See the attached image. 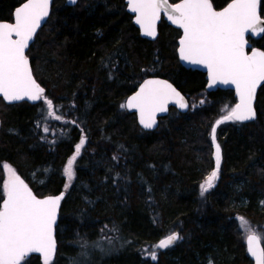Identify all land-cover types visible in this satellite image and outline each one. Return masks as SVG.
<instances>
[{"label": "trees", "instance_id": "trees-1", "mask_svg": "<svg viewBox=\"0 0 264 264\" xmlns=\"http://www.w3.org/2000/svg\"><path fill=\"white\" fill-rule=\"evenodd\" d=\"M24 2L0 0V22H13ZM211 2L222 10L231 0ZM133 19L126 0L54 1L27 56L61 119L49 117L43 100L0 98V205L5 164L39 197L65 193L51 264H252L238 218L264 246V85L257 120L217 124L236 105L234 92H208L204 73L181 66L179 30L162 20L150 41ZM249 41L264 51V36ZM149 77L169 80L190 104L185 114L171 108L154 132L122 107ZM213 127L221 164L201 195L215 168ZM81 139L69 183L64 168ZM174 232L177 244L154 247Z\"/></svg>", "mask_w": 264, "mask_h": 264}, {"label": "snow or ice", "instance_id": "snow-or-ice-1", "mask_svg": "<svg viewBox=\"0 0 264 264\" xmlns=\"http://www.w3.org/2000/svg\"><path fill=\"white\" fill-rule=\"evenodd\" d=\"M75 3L76 0H70ZM130 10L136 14V23L144 34L156 35V22L161 12L183 29L179 41L180 59L194 65H203L208 70L210 85L216 83L235 86L239 103L216 123L225 121L243 122L255 118L253 101L257 86L264 82V51L252 49L245 39L246 33L264 34V19L259 8L260 0H231L217 11L211 0H181L174 5L168 0H128ZM50 0H25L15 9L14 22H0V97L12 103L27 99L42 100L50 118L60 120L53 102L44 97V89L33 78L25 49L41 21L49 14ZM15 37V39L13 38ZM172 101L180 108L188 105L173 86L166 81L149 80L140 91L122 107L137 108L140 123L152 128L157 112L167 111ZM45 132L49 129L45 128ZM215 145V168L201 184V195L214 186L221 164V148L216 143V128H212ZM85 140L75 146V153L67 161L64 174L69 183L74 179V163L80 155ZM8 179L3 184V199L0 205V264H23L32 253L43 257V264H51L55 255L54 226L63 193L59 196L37 198L28 185L7 164L3 165ZM69 185H65L67 188ZM241 227H247L243 218ZM171 233L161 239L155 248L165 249L181 239ZM260 237L251 229L246 237L247 251L256 264H264V248ZM156 260V251L151 252Z\"/></svg>", "mask_w": 264, "mask_h": 264}, {"label": "water", "instance_id": "water-1", "mask_svg": "<svg viewBox=\"0 0 264 264\" xmlns=\"http://www.w3.org/2000/svg\"><path fill=\"white\" fill-rule=\"evenodd\" d=\"M55 0H50V7H49V14L46 18H44V20L41 21V24L40 26L37 28L36 32L34 33V36H33V39L31 41H29V46L27 49H25V55L27 56V53L28 51L30 50L31 46L33 45L35 39H36V36L38 34V32L46 25L49 17H50V14H51V9H52V6H53V3H54ZM78 0H76L75 3H71L70 0H66V4L67 6L69 7H74L76 4H77ZM181 2V1H180ZM178 2V3H180ZM126 3H127V12L132 15L134 17L133 19V23L134 25L138 28V30L140 31V34L143 38L147 39V40H150V41H155L159 35L158 33V29H159V25L161 24L162 20H165L167 22V24L169 26H172L173 28L179 30L181 32V37L180 39L182 38L183 36V29L180 28L178 25L176 24H173L168 18L167 16L161 12V15H160V18L159 20H157L156 22V35L154 37H151V36H147L144 34V31L143 29L140 27L139 24H137L135 21H136V14L133 13L131 10H130V7L128 5V0H126ZM168 3L169 4H172L170 2V0H168ZM174 5V4H172ZM21 6V5H20ZM215 9V7H214ZM216 10V9H215ZM217 11H220V10H217ZM259 11H261V0H260V8H259ZM15 13V11H14ZM263 19V18H262ZM13 22H14V14H13ZM8 23H12V22H8ZM264 36V34H251V33H246L245 35V39L248 41V44L250 45V47L246 48V52H248L249 54L251 53V50L253 49V46H252V43L249 41V39H254V40H259L261 39L262 37ZM15 39V37H13ZM180 39L178 40V49H177V55H178V58H179V62L181 64L182 67H184L185 69L187 70H193V71H199V72H202L206 75V81H207V86H206V90L208 92H212V91H216L218 89L220 90H225V91H232L234 92V95H235V98H236V104L239 103V97L236 93V89H235V86L234 85H231V84H223V83H216L214 85H210V80H209V75H208V70L206 67H204L203 65H194V64H191L189 62H186V61H183L180 59V56H179V47H180V44H179V41ZM254 49H257V50H260V51H263L259 48H254ZM28 57V56H27ZM29 59V57H28ZM29 66L31 68V71H32V75H33V78L36 80L35 76H34V73H33V68H32V65H31V61L29 59ZM149 80H159V81H166L167 83L171 84L173 86V88H175L179 93L180 95L184 98V102L188 105L186 108H180L178 104L170 101L168 104H167V111L165 112H157L156 113V116H155V120H156V123L155 125L152 127V128H144L143 125L140 123V113H139V109L137 108H128V107H125L126 110L131 113V114H135L136 115V119H137V123L139 125V127L143 130V131H146V132H154L156 131L158 128H159V125H160V120L167 117L169 115V111L171 108H175L176 110H178L180 113L182 114H185L189 111V108H190V104H189V101L188 99L186 98V96L180 92L175 86L174 84H172L169 80L167 79H164V78H161V77H149L147 79H145L140 85L139 87L137 88V90L131 94L128 99L126 100L125 102V105H127L128 103V100L136 95L137 92L140 91V88L141 86L145 83V81H149ZM36 82L38 83V81L36 80ZM39 84V83H38ZM40 85V84H39ZM264 85V82H261L258 86H257V89H256V94H255V99L253 101V109L255 111V118L252 119V120H248V121H243V122H239V123H249V122H253L255 120H257V111H256V101H257V96H258V93H259V90L261 89V87ZM41 86V85H40ZM42 87V86H41ZM43 88V87H42ZM44 89V88H43ZM45 95V89H44V94ZM2 98V97H0ZM3 99V98H2ZM41 100L39 101H29L27 99H24V100H21V101H16V102H12V103H9L7 101L4 100V102L8 105H16V104H20V103H23V102H26L30 105H36L40 102ZM235 107V106H234ZM0 129H1V120H0ZM214 153H215V145H214ZM28 185V184H27ZM28 187L32 190L33 194L36 195V193L33 191V189L28 185ZM61 195L58 194V195H51V196H59ZM37 196V195H36ZM46 197H49V196H46ZM46 197H39L37 196V198H40V199H43V198H46ZM65 199V193H63V199L61 200L60 202V206H59V209H58V213H57V221H56V224L54 226V238H55V241H56V250H55V255L53 257V259L57 256V253H58V241H57V237H56V233H57V227H58V224H59V220H60V213H61V208H62V205H63V201ZM179 234V233H178ZM180 236V235H179ZM180 240V239H179ZM179 240H177L173 245H171L170 247L168 248H165V249H160L161 251L165 252L166 250H168L169 248H171L172 246H174L175 244H177L179 242ZM260 244H261V247L264 248L263 244H262V241L260 240ZM245 246H246V251H247V242H246V238H245ZM247 255L249 257V259L251 260L252 264H256V261H255V258L252 257L248 251H247ZM33 256H37L39 257L42 261H43V257L41 254L39 253H32L29 255V257L26 259V260H29L31 259ZM52 259V260H53Z\"/></svg>", "mask_w": 264, "mask_h": 264}, {"label": "rangeland", "instance_id": "rangeland-1", "mask_svg": "<svg viewBox=\"0 0 264 264\" xmlns=\"http://www.w3.org/2000/svg\"><path fill=\"white\" fill-rule=\"evenodd\" d=\"M226 122H231V121H226ZM214 147V146H213ZM11 167V166H10ZM12 168V167H11ZM15 172H16V170L14 169V168H12ZM16 174L18 175V173L16 172ZM5 176H6V180L8 179V173H7V171L5 170ZM19 176V175H18ZM20 177V176H19ZM5 180V181H6ZM215 182H216V180H215ZM214 182V183H215ZM238 221L240 222V225H241V220H240V218H238ZM246 221V220H245ZM242 229H243V232H244V237H247V234H248V230L249 229H251V231H253V232H255L256 233V231L255 230H253L252 228H250L249 227V224L247 223V227H242ZM174 233H179V232H174ZM180 235V234H179ZM180 237H181V235H180ZM180 241V240H179ZM157 255V254H156ZM150 257H151V255H150Z\"/></svg>", "mask_w": 264, "mask_h": 264}, {"label": "flooded vegetation", "instance_id": "flooded-vegetation-1", "mask_svg": "<svg viewBox=\"0 0 264 264\" xmlns=\"http://www.w3.org/2000/svg\"><path fill=\"white\" fill-rule=\"evenodd\" d=\"M172 4H176V3H172Z\"/></svg>", "mask_w": 264, "mask_h": 264}, {"label": "bare ground", "instance_id": "bare-ground-1", "mask_svg": "<svg viewBox=\"0 0 264 264\" xmlns=\"http://www.w3.org/2000/svg\"><path fill=\"white\" fill-rule=\"evenodd\" d=\"M139 126V125H138ZM66 197V196H65Z\"/></svg>", "mask_w": 264, "mask_h": 264}]
</instances>
